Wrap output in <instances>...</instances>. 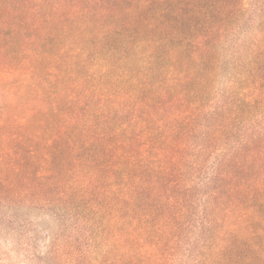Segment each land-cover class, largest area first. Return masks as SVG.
Masks as SVG:
<instances>
[{"label":"trees","instance_id":"trees-1","mask_svg":"<svg viewBox=\"0 0 264 264\" xmlns=\"http://www.w3.org/2000/svg\"><path fill=\"white\" fill-rule=\"evenodd\" d=\"M5 229L26 264H264V0H0Z\"/></svg>","mask_w":264,"mask_h":264},{"label":"rangeland","instance_id":"rangeland-1","mask_svg":"<svg viewBox=\"0 0 264 264\" xmlns=\"http://www.w3.org/2000/svg\"><path fill=\"white\" fill-rule=\"evenodd\" d=\"M26 214L33 220V232L37 236V241L34 243L36 251L46 250L47 244L54 232L58 228L56 219L46 216L38 210L29 211ZM12 231V232H11ZM13 230H6L0 233V260L3 264H26V254L21 243L24 245L23 240L17 239L13 234ZM31 252V251H30Z\"/></svg>","mask_w":264,"mask_h":264}]
</instances>
